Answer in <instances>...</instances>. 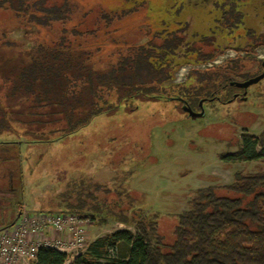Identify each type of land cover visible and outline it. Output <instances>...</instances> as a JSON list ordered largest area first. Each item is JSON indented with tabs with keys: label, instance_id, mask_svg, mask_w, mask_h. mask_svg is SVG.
Wrapping results in <instances>:
<instances>
[{
	"label": "trees",
	"instance_id": "16d2710c",
	"mask_svg": "<svg viewBox=\"0 0 264 264\" xmlns=\"http://www.w3.org/2000/svg\"><path fill=\"white\" fill-rule=\"evenodd\" d=\"M186 1L174 0L172 6L177 5L179 12ZM206 2L196 0L194 4ZM243 5L241 0L214 2L218 13L214 22L216 27L227 32V36L235 38V31L242 28ZM0 7L12 9L17 18L28 24L60 28L58 38L51 45L34 43L16 66L3 67L4 62L0 64V85L3 87L0 91V134L13 135V140L24 141L30 149L38 148L40 144L54 147V143L65 142L93 120L114 114L121 106L134 109L137 101L168 102L182 116H188L181 107L183 105L199 110L201 101L232 103L235 95L242 96L245 91L235 83L241 82L240 78L247 74L254 73V77L263 70L262 60H258L257 71L249 72L244 62L246 56L236 57L219 66L191 69L183 83H173V72L182 63H208L221 55L224 48L204 50L195 43L188 44L184 34L189 29L188 23L178 22L177 28L171 31L167 28L170 26L168 22L164 21L163 32L153 35L162 37L161 44L149 41L145 45L128 47L114 64L100 69L90 63L92 55L89 51L78 49L82 42L68 39V34L81 38L85 33L95 35L97 30L78 31L77 27L83 24L87 12H78L72 1L0 0ZM136 9L133 6L119 10L126 15ZM208 16H214V12L209 11ZM118 18L122 16L117 15V9H102L95 26L100 27L103 21L108 28ZM70 24L73 27L68 29ZM244 30L248 42L235 49L249 53L264 44L263 37L256 35L255 31ZM213 42L208 35L200 40L206 47L213 46ZM183 43L188 46L181 60L177 51ZM12 46L13 42L6 40L0 47ZM228 46L235 45L228 43ZM1 58L3 56L0 55L1 61L5 59ZM11 99L29 102L27 110L35 111H28L27 117L29 115L33 120H16L11 111L1 107L8 105ZM10 113L14 118H6ZM15 141L5 139L0 143L16 145ZM236 146L233 154H220L221 157L244 161L262 158L264 132L238 139ZM258 146L262 153L257 152ZM73 150L66 148L58 155L69 157ZM31 160L27 163L31 164ZM87 170L89 168L86 167L78 173H64L55 169L57 180H53L51 190H45L50 193L59 189L58 192L54 198H44L46 194L38 196L39 205L33 212L78 214L98 218L100 223L116 221L133 230H118L96 238L72 264H264V170L238 171L231 184L195 190L188 208L176 215L170 241L160 230L156 212H145L140 205L134 207L136 199L124 186L125 183L117 186L114 181H93ZM121 244L125 246L122 254L119 253ZM110 249L115 251L113 256H110ZM66 258L64 253L42 248L37 255V264H64Z\"/></svg>",
	"mask_w": 264,
	"mask_h": 264
},
{
	"label": "rangeland",
	"instance_id": "374dc122",
	"mask_svg": "<svg viewBox=\"0 0 264 264\" xmlns=\"http://www.w3.org/2000/svg\"><path fill=\"white\" fill-rule=\"evenodd\" d=\"M70 1L77 5L78 12H87L83 24L77 27L78 31L97 30L95 35L85 33L81 38L68 34V39L82 42L78 49L89 51L92 55L90 63L100 69H107L114 64L120 54L126 53L128 47L145 45L149 41L161 44L162 37L153 35L163 32V21L168 22L170 26L167 28L171 31L177 28L178 22L188 23L189 29L184 32L188 44L195 43V46H201L204 50L224 48L221 55L208 63H192L190 59L191 63H182L173 72V83H183L191 69L211 68L228 59L243 56H246V70L254 72L259 69L258 60L264 59V44L249 53L235 49L248 42L244 37V29L253 30L264 39V0H241L245 4L242 6L243 25L235 31V38L227 36V32L216 27V0H206L202 5H195L196 0H187L179 12L177 5L172 6L174 0ZM133 6L137 9L126 15L119 10ZM102 9H117V15L122 18L113 21L108 28L103 21L97 27L95 21L99 19ZM209 11H213L214 16H208ZM72 27V24L67 26L68 29ZM59 29L56 25L49 29L28 24L22 18H17L12 9L0 7V46L6 40L13 42L11 48L0 47V55L5 58H1L3 61L0 60V64L4 62L3 67L16 66L20 58L26 57L24 53L34 43L51 45L58 38ZM204 35L213 38V46L206 47L200 43ZM228 43L235 46L227 47ZM187 46L183 43L178 49L177 53L181 55L179 59L183 60ZM223 54L228 55L223 57ZM230 54L234 57H229ZM253 74L240 79L249 80ZM2 88L0 85V91ZM249 92L245 101L204 103L203 116L196 119L179 115L174 105L168 102L137 101L134 109L121 106L114 114L93 120L86 128L65 139V142L54 143V147L40 144L38 148L30 149L24 141L13 140V135L0 134V142L5 139L17 142L16 145L0 143V192L4 190L12 193L10 197H3L7 203H2L4 207L0 205V209L5 213L7 209L10 215L18 209L20 212L22 207L33 211L39 205L36 200L38 196L46 194L44 198H54L58 192L59 189L50 193L45 190H51L50 185L53 187V180H57L55 169L64 173H78V170L87 167L93 181H114L117 186L125 183L124 186L136 199L134 207L140 205L145 212H156L159 215L160 230L166 240L170 241L176 215L188 208L195 190L231 184L238 171L250 173L264 170V156L244 161L227 160L220 155L233 154L237 150L238 139L258 136L264 132V81L249 87ZM2 102L4 104V100ZM7 103L1 104V107L7 108V112L11 111L16 120H33L29 115L27 117L28 111H35L27 110L29 102L11 99ZM12 115L7 114L6 118ZM35 128L39 129L40 126ZM66 148L75 151L69 157L58 155ZM256 150L258 153L263 152L260 146ZM30 158L31 164L27 163ZM92 220L90 243L118 230H133L124 224L120 226L122 223L116 221L100 223L98 218ZM124 252L125 246L121 244L119 253ZM74 261L69 259L64 264H72Z\"/></svg>",
	"mask_w": 264,
	"mask_h": 264
},
{
	"label": "built area",
	"instance_id": "2783aa9c",
	"mask_svg": "<svg viewBox=\"0 0 264 264\" xmlns=\"http://www.w3.org/2000/svg\"><path fill=\"white\" fill-rule=\"evenodd\" d=\"M93 223L83 215L33 212L22 207L14 224L0 229V264H37L42 248L64 253L66 261L75 260L89 247ZM109 252L115 254L113 249Z\"/></svg>",
	"mask_w": 264,
	"mask_h": 264
},
{
	"label": "water",
	"instance_id": "95a60500",
	"mask_svg": "<svg viewBox=\"0 0 264 264\" xmlns=\"http://www.w3.org/2000/svg\"><path fill=\"white\" fill-rule=\"evenodd\" d=\"M262 65L264 68V59L262 61ZM264 78V70L261 74H259L256 77H253L249 80L243 81V82H236V86L238 88H243V89H247L249 86L258 83L260 80H262ZM246 93V92H245ZM200 106H201V111L200 112H196L194 111L192 108H190L188 105H185L183 107L184 111L189 115L190 118L192 119H196L199 118L201 116H203V107H202V101L200 102ZM19 216V214H18Z\"/></svg>",
	"mask_w": 264,
	"mask_h": 264
},
{
	"label": "crops",
	"instance_id": "0c3cea01",
	"mask_svg": "<svg viewBox=\"0 0 264 264\" xmlns=\"http://www.w3.org/2000/svg\"><path fill=\"white\" fill-rule=\"evenodd\" d=\"M19 189H20V187L18 188V190ZM2 192H0V205L3 206L2 203H4V204L7 203V201H6L7 199H5L3 197H10L12 195V193H10L9 191H4L3 193ZM6 192H9V193H6ZM6 211L7 212L5 213V212H2V210L0 209V229L11 226L12 224H14L16 222V220L18 218L19 209L17 210L16 213H13L11 215L9 214V211L7 209H6Z\"/></svg>",
	"mask_w": 264,
	"mask_h": 264
},
{
	"label": "flooded vegetation",
	"instance_id": "af4514ba",
	"mask_svg": "<svg viewBox=\"0 0 264 264\" xmlns=\"http://www.w3.org/2000/svg\"><path fill=\"white\" fill-rule=\"evenodd\" d=\"M263 61V60H262ZM262 67H263V65H262ZM263 70H264V68H263ZM263 70H262V72H263ZM261 72V73H262ZM260 73V74H261ZM259 75V74H258ZM257 75V76H258ZM254 77H256V76H254ZM253 78V77H252ZM251 79V78H250ZM262 81H264V78L262 79V80H260L259 82H258V84L259 83H261ZM241 82H243V81H241ZM257 84V83H256ZM254 85V84H253ZM253 85H251V86H253ZM251 86H249V87H251ZM249 87L247 88V89H244L245 91L243 92V95L242 96H238V94L237 95H235V100L234 101H236V100H242V101H245L246 100V98H247V96L249 95ZM241 89H243V88H241ZM246 92V93H245ZM203 101H202V107H203ZM185 105H183V107H184ZM199 106H200V104H199ZM182 107V108H183ZM184 110V109H183ZM194 111H196V112H200L201 111V106H200V109L199 110H194ZM189 116V115H188Z\"/></svg>",
	"mask_w": 264,
	"mask_h": 264
}]
</instances>
